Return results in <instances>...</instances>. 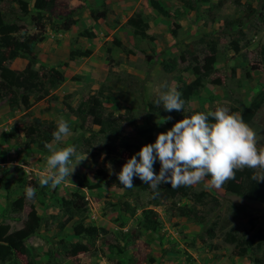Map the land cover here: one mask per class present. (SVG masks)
Returning <instances> with one entry per match:
<instances>
[{
    "label": "rangeland",
    "instance_id": "obj_1",
    "mask_svg": "<svg viewBox=\"0 0 264 264\" xmlns=\"http://www.w3.org/2000/svg\"><path fill=\"white\" fill-rule=\"evenodd\" d=\"M21 1L26 8L17 0H1L0 13L6 22L20 27L17 35L26 36L36 32V10L33 0ZM157 1L165 7L167 18L150 12L148 0H111L104 2L103 8L101 0H54L52 11L40 12L44 34L42 42L32 48L29 61L37 76L30 84L35 87L39 76L50 68L61 72L63 80L46 88L45 94L25 93L27 107L20 103L24 94L20 90L14 98L0 100V133L4 134L0 140V178L8 183L7 190L0 189V227L5 228L0 237V264H253V259L264 264V204L242 197L238 181L233 180L229 191L227 183L220 190L195 184L186 187L184 194L179 192L158 204L151 198V188L138 178L132 189H124L118 181L107 185L104 181L114 175L112 169L118 172L128 154H121L120 164L110 165L104 158L106 151L119 139L98 134L89 119L80 123L64 109V103L76 106L106 89L108 100L103 107L114 116L132 115L139 127L155 125L156 134L164 132L171 126L149 113L146 103L158 97L163 82L176 88L174 76L187 64L177 59L182 51L200 59L209 54V43L216 49L213 71L197 95L181 93L185 109L180 119L192 110L206 113L217 106L241 113L253 98L264 93V55L260 52L264 46V0H239L237 6L233 0ZM181 1L190 4L189 11ZM104 8L106 20L91 19L90 11ZM119 9L122 12L116 14ZM134 12L151 23L147 35L152 40H132L131 49L113 46V40L118 39L113 34L104 37L102 23L111 25L112 20L125 28V20ZM66 18L74 23L68 31L61 28ZM82 32L91 33L93 38L84 37ZM107 47L112 49L110 55ZM84 52L87 54L79 56ZM168 59L176 60V66L165 72L162 64ZM26 61L5 60L0 70L6 67L19 73ZM183 78L190 80L184 73ZM51 97L56 100L50 101ZM58 117H64L72 131L61 145L75 146L88 159L78 165L73 158L75 170L70 179L55 188L41 187L40 180L50 173L45 159L48 151L34 146L23 150V129L33 133V119L56 123ZM248 125L257 133L258 143L264 145V99ZM120 133L126 142H133L134 134L124 122ZM241 171L236 172L237 177ZM165 185L171 187L162 184L160 188ZM28 186L36 189L33 199H26L24 189ZM80 198L86 203L82 215L62 227L65 216L60 211L61 201ZM173 203L194 209L195 219L177 216L170 210ZM147 216L152 220V231L143 227ZM80 220L84 227L97 229L90 248L84 239L72 234V223ZM26 225L33 226V231ZM125 233L128 237H123ZM226 233L243 242V256L235 255L233 247L223 241ZM258 237L263 239L259 249Z\"/></svg>",
    "mask_w": 264,
    "mask_h": 264
},
{
    "label": "trees",
    "instance_id": "obj_2",
    "mask_svg": "<svg viewBox=\"0 0 264 264\" xmlns=\"http://www.w3.org/2000/svg\"><path fill=\"white\" fill-rule=\"evenodd\" d=\"M1 1V0H0ZM182 2V1H181ZM17 3L22 7L26 8L27 4L21 0H17ZM234 5H239V0H233ZM32 7L36 10V15L33 17L34 27L36 32L30 35H17L20 30L15 24H10L6 22L0 13V64L5 60H13L15 58H24L26 59V63L23 69L19 73H15L9 68L3 67L0 70V100L10 96L14 98L16 96V91L20 90L24 92L23 95L20 96L19 100L23 106H28L27 95L25 93H30L34 91H40L42 94H45V89L51 88L58 82L63 80V75L56 69L50 68L48 71H45L44 74L39 76V81L34 86H31V80L37 76L36 71L31 69L30 58L32 55V48L35 44L42 42L44 28L41 23L40 12H50L54 7V0H33ZM150 7L155 10L160 16L167 18V11L161 7L156 1H149ZM184 8L189 10L191 8L190 4L182 2ZM102 8L104 7L101 5ZM250 9V8H247ZM106 9L103 10H95L90 11L89 15L92 20H97L100 18H104L106 16ZM73 24V20L70 18H66L62 23V29L67 30ZM125 25L131 29L133 35L139 37L142 40H152L151 37L147 35L148 25L141 18L139 13L134 12L127 20L125 21ZM82 35L87 38H92L93 35L91 33L82 32ZM112 44L114 46H120V43L116 40H113ZM207 51L209 54H203V57L199 59L196 55L190 51H182L177 56V59L184 62L187 61V64L182 69L183 72H186L190 75L191 80L189 82H185L184 79L181 78L180 73L176 75L177 91L186 92L191 95H197L198 91H200L204 86V81L211 75L213 71V65L215 63V54L216 49L214 43H209L206 45ZM236 50V47H234ZM110 52V48H106V53ZM260 52L264 55V46L261 47ZM73 54V53H70ZM79 56H83L87 54L78 53ZM186 56V57H185ZM110 58L107 57V61L109 62ZM264 63V58L262 59ZM176 66V60L168 59L163 63L164 71L174 70ZM248 78V74L245 76ZM46 89V90H47ZM106 90V89H105ZM47 95V94H46ZM45 97V96H44ZM103 98L102 89L99 90L95 95H90L86 100L80 101L75 107H71L69 104L64 103V109L74 118H77L81 123L86 120H90L93 126L98 128L97 133L100 135L108 134L113 140H118L117 143H112L111 147L106 151L105 160L108 161L110 165L120 164L121 154L126 152L128 154L127 158H130L134 153L138 152L141 146L153 143L155 141V135L157 132V127L155 125H150L145 128H141L135 124L132 115H113L111 111L106 110L101 104ZM158 97H152L147 103L146 107L149 113L159 116L164 122V118L167 116H171L173 119L169 122H165L167 125L172 126L175 122H177L182 117V112L173 111L171 113L165 112L162 104L157 106L156 100ZM264 99V93H261L257 97L253 98L248 106L241 111V115L243 116L244 121L248 124L253 117L254 112L259 108L262 101ZM56 100L54 97L50 98V101ZM198 110H192L191 115ZM126 123L129 128L132 130L134 134L133 142H126L123 136H121L120 128L121 123ZM32 124L34 125V132L31 133L29 129H23V142L21 144V148L25 151H28L32 146L36 147L38 151L46 152L45 143H50L53 140L52 133L56 129V123L52 121H42L39 119H33ZM4 139V134H0V140ZM94 159L93 156L90 157ZM1 162V159H0ZM156 164H159L157 162ZM160 165H158L156 172L158 174ZM252 172L244 168L240 172V176H236L235 180L239 182L242 187H240V194L242 197L252 200L255 202L264 204V181L257 183L251 179ZM104 178V177H103ZM105 180V178H104ZM117 179L115 175L109 177L108 180H105L104 183L107 185H115L117 183ZM20 183V181H16ZM229 181L226 184V190H231V183ZM7 181H3L0 178V189L5 191L7 190ZM34 187L35 185L33 183ZM92 188V187H90ZM148 189V187H144ZM186 187H180L178 189L173 190L170 186L165 185L162 188H159L160 195L157 198H153V192H151V198L154 200L155 204L159 202L170 201L176 194L182 192L184 194ZM40 192V191H39ZM41 192H43L41 190ZM43 194V193H42ZM85 201L80 199H63L60 204V211L62 215L65 216L63 227L65 224L73 221L74 219H79L82 215L85 208ZM13 206H19V203L13 202ZM175 212V214L179 217L188 218L190 217L192 220L195 219L196 212L193 209H189L186 206H175L174 203L171 205V209ZM148 215L153 216L151 211L148 212ZM148 217V216H147ZM144 219L143 227L147 230L152 229V220L148 218ZM82 219V218H81ZM196 223H200L199 220H196ZM29 232L33 231V226L26 225ZM4 227H0V237L4 235ZM72 234L75 237L82 238L87 242L88 248L92 247L93 240L98 236L97 229L94 227H84L82 225V220L77 221V223H72L71 225ZM152 231V230H151ZM207 234H210V231H206ZM123 237H128V235L122 234ZM127 239V238H126ZM262 238L258 237L256 248L259 249L261 247ZM223 241L233 247V253L237 256H243L245 254L244 247H241L243 242L238 240L234 235L230 233H226L224 235ZM61 251L64 248L60 249ZM253 264H260V262L256 259H253Z\"/></svg>",
    "mask_w": 264,
    "mask_h": 264
},
{
    "label": "clouds",
    "instance_id": "obj_3",
    "mask_svg": "<svg viewBox=\"0 0 264 264\" xmlns=\"http://www.w3.org/2000/svg\"><path fill=\"white\" fill-rule=\"evenodd\" d=\"M156 104H162L168 113H184L185 109L181 93L167 82L159 86ZM172 119L171 116L164 118L165 122ZM71 135L67 120L58 117L53 140L45 143L50 173L40 180L41 187L55 188L70 179L75 170L73 158L78 165L88 159V155L79 154L75 146L61 145ZM244 168L252 172L253 181H264V145L258 143L257 133L240 112L217 106L206 113L184 114L170 129L157 133L153 143L141 146L138 152L126 158L118 172L112 169V174L124 189L134 188V179L138 178L151 188L155 199L160 195L162 184H170L175 190L202 183L205 188L220 190ZM24 191L26 199L35 197V188L28 186Z\"/></svg>",
    "mask_w": 264,
    "mask_h": 264
},
{
    "label": "crops",
    "instance_id": "obj_4",
    "mask_svg": "<svg viewBox=\"0 0 264 264\" xmlns=\"http://www.w3.org/2000/svg\"><path fill=\"white\" fill-rule=\"evenodd\" d=\"M106 1H109V2H111V0H101V5H103L104 4V2H106ZM128 1H131V0H128ZM149 1L150 0H148V5H149ZM154 1H156L161 7H163V5H161L160 4V2H158L157 0H154ZM126 5H128V6H132L133 7V5L135 4V3H131L130 5L129 4H127V3H125ZM143 4V6H145V3H142ZM148 10H150V12H152L153 14H157V15H159L155 10H153L151 7H150V5H149V7L147 6L146 7ZM150 8V9H149ZM164 9H165V7H163ZM186 9V8H185ZM166 10V9H165ZM181 10H182V8H180V7H178V11L180 12V13H182L181 12ZM187 10V9H186ZM190 10V9H189ZM189 10H187V11H189ZM120 12H122L120 9L118 10V11H116V14H120ZM133 14V13H132ZM131 14V15H132ZM141 16V18L147 23V25H148V29H147V32L149 31V30H151V23H149V22H147L145 19H144V17H143V15H140ZM160 16V15H159ZM106 17V16H105ZM105 17L104 18H100V19H97L98 21L99 20H101V21H104V20H106L105 19ZM130 17V16H129ZM128 17V18H129ZM160 17H162V16H160ZM162 18H164V17H162ZM73 20V19H72ZM127 20V19H126ZM125 20V21H126ZM110 23H111V25H109V24H105V23H102V26H103V29H104V34H103V36L104 37H106L107 35H109V34H113L114 35V37H116L118 40H116V41H118L119 43H120V46H118V47H121V46H123V48H125V47H127V48H130L131 47V45H132V40H135L136 42H137V40L138 41H145V40H142V39H140L139 37H137V36H135V35H133L132 34V32H131V29L129 28V27H127L126 25V27L125 28H120V26H117L116 24H115V22L114 21H109ZM74 24V23H73ZM72 24V25H73ZM72 25L67 29V30H65V31H68L71 27H72ZM94 25H96L97 26V24H94ZM146 32V33H147ZM93 38V37H92ZM92 38H90V39H92ZM133 38H135V39H133ZM137 39V40H136ZM138 43V42H137ZM145 43V42H144ZM113 45V44H112ZM114 46V45H113ZM125 46V47H124ZM115 47H117V46H115ZM110 48V52H109V55L111 54V52H112V49H111V47H109ZM131 49V48H130ZM88 56V55H87ZM164 63V62H163ZM162 70H164L163 69V64H162ZM165 72H170V71H165ZM61 73V72H60ZM183 73L184 74H187L186 72H182V73H180V75L179 76H181V78L182 79H184L183 78ZM62 74V73H61ZM189 77H190V75L189 74H187ZM190 80H191V78H190ZM189 80V81H190ZM189 81H185V82H189ZM174 83H176V87L178 86V84H177V79H176V76H174ZM180 93H182V92H180ZM102 94H104V97L102 98V102H101V104H102V106H104V102L105 101H107L108 100V97H107V94H106V90H104V92H102ZM91 95H95V94H91ZM192 96H195V95H192ZM85 100V99H84ZM84 100H81V101H84ZM80 102V101H79ZM78 104V103H77ZM71 106V105H70ZM71 107H75V106H71ZM147 108V107H146ZM68 113V112H67ZM69 114V113H68ZM70 115V114H69ZM71 117H73L72 115H70ZM73 119L75 120V119H77V118H74L73 117ZM78 120V119H77ZM79 121V120H78ZM80 122V121H79ZM81 123V122H80ZM84 123V122H83ZM92 125V124H91ZM93 126V125H92ZM94 128H97L96 126H93ZM96 131L98 130V128L97 129H95ZM0 134H2V132L0 133ZM51 143V142H50Z\"/></svg>",
    "mask_w": 264,
    "mask_h": 264
}]
</instances>
